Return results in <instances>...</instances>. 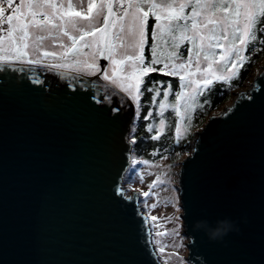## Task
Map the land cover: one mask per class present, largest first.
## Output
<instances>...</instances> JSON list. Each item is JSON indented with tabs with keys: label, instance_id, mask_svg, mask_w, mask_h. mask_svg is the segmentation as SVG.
I'll return each instance as SVG.
<instances>
[{
	"label": "water",
	"instance_id": "obj_1",
	"mask_svg": "<svg viewBox=\"0 0 264 264\" xmlns=\"http://www.w3.org/2000/svg\"><path fill=\"white\" fill-rule=\"evenodd\" d=\"M95 79L39 66L0 72V145L7 147L6 176L0 171V264L119 261L125 224L107 193L113 180L122 186L130 167L133 145L122 152L118 137L119 130H133L135 118L123 93ZM65 85L77 89H68L75 97L66 96ZM253 88L259 97L255 105L248 96ZM87 95L93 99L85 100ZM233 100L225 110L238 106L236 110L213 113L201 128L210 125L207 132L194 142L201 151L184 172V193L191 206L184 228L190 224L193 232H202L191 253L194 262L201 259L195 253H202L218 264H264V70L249 92L238 91ZM107 105L121 109L117 130L92 109ZM22 152L44 163L22 169ZM125 196L131 198L125 204L141 208L135 196ZM204 217L214 222L210 225ZM237 226L247 240L242 253L233 243ZM149 227V221L140 224L145 234ZM218 229L222 239L211 235Z\"/></svg>",
	"mask_w": 264,
	"mask_h": 264
},
{
	"label": "snow or ice",
	"instance_id": "obj_2",
	"mask_svg": "<svg viewBox=\"0 0 264 264\" xmlns=\"http://www.w3.org/2000/svg\"><path fill=\"white\" fill-rule=\"evenodd\" d=\"M101 17L102 23L99 22ZM37 30L47 31L49 35L55 33L59 51H45L38 43L43 37H36L33 41ZM258 33L261 43H264V0H87L86 9L74 7L73 0H0V72H7L10 68L15 71L18 64L39 66L49 71L71 68L86 76L109 81L127 97L129 103L126 107L131 118H141V103L144 101H150L152 105L142 114L145 122L154 113L163 115L164 110L171 109L175 113L172 139L179 145L184 139V113L198 94L238 76L248 59L246 51L257 40ZM53 60L58 62L51 63ZM34 83L42 85L44 82L36 80ZM68 89L72 93L77 89L73 85H65L66 96L75 97ZM256 91L253 88L248 93L253 105L259 99L254 94ZM173 93L174 102H168ZM92 99L91 95L85 96V100ZM236 107L226 109L223 114L234 112ZM92 109L110 122L115 130L118 129L120 108L107 105ZM163 126L164 121L160 120V127L155 129L151 140H159ZM208 127L210 125L197 134L201 139ZM260 127L264 179V123ZM148 130L152 131L151 124ZM118 139L122 152L130 151L126 145L138 143L131 127L119 130ZM200 151V146L191 147V142L189 148L183 150V156L188 159L180 162L184 170L180 174V187L173 189L177 193L173 207L178 214L184 213L176 216L179 221L191 215L189 199L184 193V172L196 163ZM42 163L21 153L19 166L22 169ZM131 163L148 164L149 161L133 158ZM0 165V171L6 176V144L0 145ZM193 176H198L196 170H193ZM108 188V198L125 224L126 243L117 264H156L165 249L159 246L158 240L150 239L153 237L151 226L145 234L140 224H147L149 219L155 222L157 217L142 215L146 213L147 205L137 210L135 204H125L124 200L131 198L125 196L122 186L118 187L115 180ZM141 195L148 197L150 193L144 191ZM47 214L46 205L45 221ZM204 219L210 225L214 222L210 217ZM183 227V223L178 224L173 231L181 241L189 240L185 247L190 255L187 260L181 258L180 264H218V260L202 253H195L201 259L193 261L191 253L197 248L202 232H193L189 224L181 235L179 230ZM221 231L218 229L211 235L222 239ZM236 231L238 234L233 243L242 253L247 240L238 226ZM160 235L163 234L154 233V236ZM232 264H243V261L234 260Z\"/></svg>",
	"mask_w": 264,
	"mask_h": 264
},
{
	"label": "rangeland",
	"instance_id": "obj_3",
	"mask_svg": "<svg viewBox=\"0 0 264 264\" xmlns=\"http://www.w3.org/2000/svg\"><path fill=\"white\" fill-rule=\"evenodd\" d=\"M74 7L84 8L87 7V0H73ZM102 23V17L100 21ZM47 35L45 40L38 41L40 45H43V49L45 51H59V43L57 42V36L50 37L47 31L37 30L34 35L44 36ZM55 34V33H53ZM65 42H66V38ZM34 40V41H35ZM49 61H45L48 63ZM58 61H51V63H56ZM56 70L71 72L76 75H84L83 73H78L71 68H57ZM264 70V59L259 62L255 68L251 72L250 78L245 83L244 87L234 90L232 93V99L225 103L221 108L215 110L213 113H221L225 111V108L231 106L233 103V99L235 97V93L238 91L249 92L252 89L255 78L259 76ZM86 76V75H85ZM88 77V76H87ZM107 85H110L116 88L109 81L104 82ZM117 89V88H116ZM199 128L195 132V138L192 141V145L197 138V132L200 131ZM186 158L182 156L181 159L174 162L173 160H169L168 158H163L159 160H155L153 162H149L148 164L138 163V164H130L129 169L126 172L125 178L122 183V188L127 196H135L141 208L147 205L146 215L151 217L155 215L157 217V221L153 222L149 219L150 226L152 228L153 237L155 240L160 242L159 246L164 247L165 251L162 254L160 260L162 264H180L181 258L187 260L189 256V250L185 247L189 240L184 239L180 240L179 236H174L173 231L176 229L178 224L184 222L176 219L177 215H181V213H177L175 207V197L177 193L173 191L174 188H179V171H180V162ZM133 159V156H132ZM138 161L147 160V157L142 156L141 158H136ZM156 181V183H153ZM163 182V183H161ZM152 185L149 188V185ZM147 191L150 193L148 197H144L141 195L142 192ZM155 205V207H153ZM181 235H183L185 228H181ZM155 232H160L163 235L154 236Z\"/></svg>",
	"mask_w": 264,
	"mask_h": 264
},
{
	"label": "trees",
	"instance_id": "obj_4",
	"mask_svg": "<svg viewBox=\"0 0 264 264\" xmlns=\"http://www.w3.org/2000/svg\"><path fill=\"white\" fill-rule=\"evenodd\" d=\"M248 59L240 70L238 76L227 83H218L210 91L198 94L192 106L184 113L185 119L182 121V130L184 139L177 145L172 139V132L175 127V113L171 109L164 110L163 115H154L145 122L142 119L144 110L152 107L150 101L141 103V118H135L133 134L137 135L138 143L133 146V158L147 157L149 162L168 158L176 162L183 156V150L189 148V142L195 138V132L202 128L213 112L221 108L225 103L232 99L234 90L244 87L245 83L251 76L255 66L264 59V43H261V36L257 34V40L252 42L247 51ZM155 75V74H154ZM172 79V78H165ZM162 98V97H161ZM168 102H174V93L170 94ZM158 107V105H157ZM160 120L164 121L162 134L158 141L151 140L155 134V129L160 127ZM152 125V131L149 132L148 125ZM157 155H153V153ZM181 155L177 156L176 153Z\"/></svg>",
	"mask_w": 264,
	"mask_h": 264
},
{
	"label": "flooded vegetation",
	"instance_id": "obj_5",
	"mask_svg": "<svg viewBox=\"0 0 264 264\" xmlns=\"http://www.w3.org/2000/svg\"><path fill=\"white\" fill-rule=\"evenodd\" d=\"M35 36H36V35H33V37H32L33 41L35 40V38H34ZM49 36H50V37H54V36H55V34H53V35H49ZM38 37H43V39H42V40H40V41L42 42L43 40H45V38H47V35H45V34H44V36H38ZM41 47H43V45H41ZM16 66H19V64H18V65H16ZM64 72H65V71H64ZM67 73H71V72H68V71H67ZM71 74H73V73H71ZM75 75H76V74H75ZM79 76L86 77V78H96V79H99V78H98V77H96V76H88V77H87V76H85V75H82V74H80ZM101 81H102V82H105V81H104V80H102V79H101Z\"/></svg>",
	"mask_w": 264,
	"mask_h": 264
},
{
	"label": "bare ground",
	"instance_id": "obj_6",
	"mask_svg": "<svg viewBox=\"0 0 264 264\" xmlns=\"http://www.w3.org/2000/svg\"><path fill=\"white\" fill-rule=\"evenodd\" d=\"M61 72H64V71H61ZM92 79H94V78H92ZM96 80V79H95ZM98 80V79H97Z\"/></svg>",
	"mask_w": 264,
	"mask_h": 264
}]
</instances>
